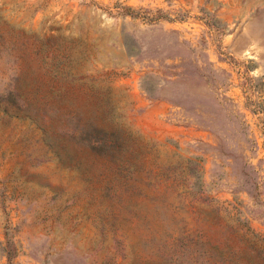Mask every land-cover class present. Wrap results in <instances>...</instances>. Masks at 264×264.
<instances>
[{
  "label": "rangeland",
  "instance_id": "374dc122",
  "mask_svg": "<svg viewBox=\"0 0 264 264\" xmlns=\"http://www.w3.org/2000/svg\"><path fill=\"white\" fill-rule=\"evenodd\" d=\"M0 264H264V0H0Z\"/></svg>",
  "mask_w": 264,
  "mask_h": 264
}]
</instances>
